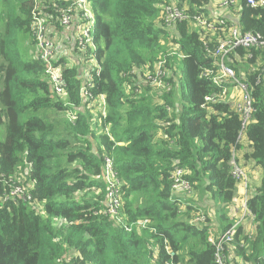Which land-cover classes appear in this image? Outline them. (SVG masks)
<instances>
[{
  "label": "trees",
  "instance_id": "1",
  "mask_svg": "<svg viewBox=\"0 0 264 264\" xmlns=\"http://www.w3.org/2000/svg\"><path fill=\"white\" fill-rule=\"evenodd\" d=\"M89 2L96 49L82 55L73 41L78 9L70 30L60 20L71 3L41 0L42 18L57 35L72 31L73 42L65 43L56 62L67 84L61 96L35 47V0H0V127L6 126V140H0V264H215L209 239L229 230L234 263L264 264V82L256 85L264 51L251 50L250 59V52L239 49L229 57L253 88L256 112L242 142L241 117L230 97L205 101L224 90L202 76L214 63L206 45L216 48L220 34L201 33L189 22L167 29L164 22L166 5H187L190 16L209 17L212 0ZM223 17L243 33L264 36V9L240 1ZM171 47L181 59L170 56ZM90 55L100 75L92 70ZM159 65L169 92H154L149 81ZM250 66L257 71L250 73ZM81 68L83 77L91 76L93 94L106 96L105 118L95 116V106L82 98ZM69 113H75L74 122ZM234 156L243 168L261 171L247 202L255 216L248 223L231 216L238 191L231 174ZM106 159L113 160L122 181V224L106 215ZM176 168L188 171L193 191L180 198L185 207L172 201ZM10 180L27 190L31 201L4 203ZM205 195L212 207L193 206ZM203 215L204 223H193Z\"/></svg>",
  "mask_w": 264,
  "mask_h": 264
},
{
  "label": "built area",
  "instance_id": "2",
  "mask_svg": "<svg viewBox=\"0 0 264 264\" xmlns=\"http://www.w3.org/2000/svg\"><path fill=\"white\" fill-rule=\"evenodd\" d=\"M71 3L69 10L65 11L61 15V24L65 27L73 26L72 13L75 9H78L80 13V20L78 21V30L74 35L75 42L78 45L79 51L82 55L91 53L95 50L94 34L96 29L95 13L91 8L89 0H67ZM240 1H244L248 7L253 9H264V0H220L218 1L219 8L230 12L231 9L238 8ZM43 9V8H42ZM43 11H41V0H35L34 8L32 10V21L34 27L33 38L36 44L39 59L44 63L46 69V75L49 77L52 88L56 94L63 96L66 92L67 84L62 73V66L57 65L58 60V37L55 29L51 24L46 23L42 18ZM163 17L167 29L172 28L178 23L189 22L201 33L211 34L216 36L220 34L217 47L211 49L209 45H206L207 53L214 60L212 69L203 72L202 76L206 78H212L213 83L224 88L223 93L220 95L213 94L206 98V103H215L218 99L223 97H230L231 107L241 117V130L239 140L242 141L245 138V132L253 120L256 109L254 107L253 88L249 83L246 75H237L236 70L229 64V57L239 49H246L248 52L257 49L258 51H264V36L261 34H254L252 32L243 33L239 26L234 23H229L224 17H206L202 14L190 16L187 8L178 7L175 5H166L163 7ZM253 54L250 52L247 58H252ZM91 67L95 71L96 75H100L101 68L95 61V57L91 56ZM241 59V58H240ZM250 73L257 71L256 67H252ZM260 76L256 85H261L264 82V67L261 70ZM90 75H85V82H83L81 94L85 102H91V106H95V109L102 115L107 116V100L105 95L95 96L92 92L94 83L90 79ZM149 81L154 86V92L163 91L169 92L170 85L165 80V73L162 70L161 65L158 66L154 76L149 77ZM227 85H223V83ZM230 84L239 92V96L236 98L231 97L229 94ZM159 102L160 100L157 99ZM205 107V105L203 106ZM171 109L168 107V111ZM71 122L75 121V113H69L67 115ZM231 174L234 180L238 183L243 191L242 197V216L241 219L250 218L251 221L255 220V216L248 210L247 202L249 199L250 177L247 170L240 166L235 159V156L231 160ZM188 171L182 168L174 169L171 179L172 185V201L183 203L180 200L181 196L192 195V187L189 181L186 179ZM103 182H105L109 188V194L106 200V215L117 224H122L121 211H122V181L116 179L114 172V163L112 159H106V164L102 173ZM1 179V177H0ZM9 185L11 191L2 196V201L9 202L17 199H21L24 202L31 201V196L27 190L18 185L16 181L10 180L5 182ZM184 199V198H183ZM206 221V217L203 215L197 217L193 223L202 224ZM147 221L140 222L138 226L145 228ZM127 231H130L126 227ZM210 243L215 248V264H236L233 261L231 244L234 241L233 231L229 230L221 236H211ZM173 264V263H167Z\"/></svg>",
  "mask_w": 264,
  "mask_h": 264
},
{
  "label": "crops",
  "instance_id": "3",
  "mask_svg": "<svg viewBox=\"0 0 264 264\" xmlns=\"http://www.w3.org/2000/svg\"><path fill=\"white\" fill-rule=\"evenodd\" d=\"M228 13L229 12H227V11L224 12V10L223 11H220L217 7H215V5H209V17H212V18H215V17H223L224 14H228ZM70 30H71V27H70ZM71 32L72 31L65 30L62 35L67 40L71 41V35H72ZM57 37L60 39V36L57 35ZM69 41H66V42H69ZM66 42L63 40V44H65ZM58 49L62 53V51L60 50L59 45H58ZM64 51H63V53H64ZM68 51L70 52L69 49H68ZM70 56L72 57V55H70ZM76 61H78V58H76ZM81 70H83V69L81 68L80 71ZM229 92H230L231 97H233V98H236V97L239 96V92L236 91L235 88L232 87V86L229 87ZM251 168L253 170L259 171V168H257V167H254V168L251 167ZM248 173H249V170H248ZM250 175H252V178H250V181L251 180H254V178H255L257 180V182H258V184H257V186H258L259 183H260V180H261V178H259V175H257L256 177H254L253 173H249V177H250ZM95 193L97 194V192H95ZM181 197H184V196H181ZM242 197H243V191L241 190V187L238 185L237 196L235 198L236 200L231 205V206H233V211H231V216L234 219H237V218L240 219V217L242 216V208H243V204H242V200L243 199H242ZM195 202H196V204L193 205V206H195V207H201V208H204L206 206L208 208H210L214 204L213 200H210V197L207 196V195L204 196V199L203 200H199L198 198H196ZM211 210L213 211V214H214L215 208H212ZM250 220H251L250 218H247V219H244V220L240 219V222H242V223H248ZM142 228L143 227H140L139 226V230L142 229Z\"/></svg>",
  "mask_w": 264,
  "mask_h": 264
},
{
  "label": "rangeland",
  "instance_id": "4",
  "mask_svg": "<svg viewBox=\"0 0 264 264\" xmlns=\"http://www.w3.org/2000/svg\"><path fill=\"white\" fill-rule=\"evenodd\" d=\"M218 1H220V0H212L211 5H215V7H217L220 11H223V10H221L219 8ZM187 7H188L187 5L184 6V8H187ZM2 27H3V22H2V19L0 18V28H2ZM58 40H59L60 50L62 51V53L60 52L59 55H58V58H59V57H63L64 56L63 51L64 50H67V46L65 44H63V40L65 42L66 41H69V40H67L62 34L60 36V39L58 38ZM73 41L75 42V38H74ZM73 41H71V42H73ZM30 47H32V46H30ZM95 47H96V45H95ZM31 50H33V48ZM171 52H172L170 54L171 57L178 56V59H181V57L177 53V49L175 47H171ZM66 54L67 55H72V57H74V55L71 52H69V51H67ZM244 61L243 60H240V62H244ZM251 67L252 66H250V68L248 70H250ZM156 101H158V100H156ZM92 113L95 114V116H97L99 114L97 112V110L96 111H93ZM0 140L3 141V142L6 140V126L5 125L0 127ZM242 142H245V138L242 140ZM245 169H247V173H248V170H249V173H253L254 177H256L257 175H259V178H261V171L260 170L259 171L253 170L250 166L247 167V168H245ZM250 178H252V175H250ZM257 184H258V182H257V180L255 178H254V180H251L250 181L249 195L252 193V190L257 186ZM240 219H241V217H240Z\"/></svg>",
  "mask_w": 264,
  "mask_h": 264
},
{
  "label": "clouds",
  "instance_id": "5",
  "mask_svg": "<svg viewBox=\"0 0 264 264\" xmlns=\"http://www.w3.org/2000/svg\"><path fill=\"white\" fill-rule=\"evenodd\" d=\"M95 19H96V16H95ZM68 28H70V27H68ZM67 31H68V30H67ZM95 31H96V29H95ZM94 35H95V34H94ZM94 44H95V43H94ZM35 47H36V46H35ZM58 50H59V49H58ZM42 63H43V62H42ZM43 64H44V63H43ZM90 66H91V63H90ZM45 70H46V69H45ZM83 72H84L83 70L80 71V73L82 74V79H83L84 82H85V79H84L85 76L83 77ZM45 73H46V71H45ZM48 78H49V77H48ZM49 80H50V79H49Z\"/></svg>",
  "mask_w": 264,
  "mask_h": 264
}]
</instances>
